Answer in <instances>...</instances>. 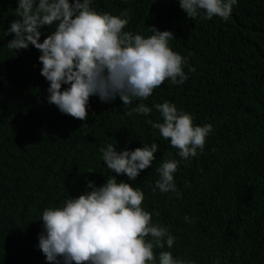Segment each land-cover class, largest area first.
Wrapping results in <instances>:
<instances>
[{"label":"trees","instance_id":"obj_1","mask_svg":"<svg viewBox=\"0 0 264 264\" xmlns=\"http://www.w3.org/2000/svg\"><path fill=\"white\" fill-rule=\"evenodd\" d=\"M107 1L93 0V7L106 6ZM149 2V8H141V14H131L135 24L126 30L146 37L150 35L147 27L171 31L175 39L169 46L187 56L184 71L189 78L183 85L166 81L144 103L153 107L168 101L191 114L194 124H212L213 132L194 162L209 165L218 160L221 171L227 175L215 180L212 173H204L192 164L186 180L182 175L186 166L179 167L174 175L177 182H184L180 189L182 198L166 193L151 204L154 196H150L145 205L156 222H169L177 234L183 233L181 245H188L200 263L264 264V0H238L227 21L219 17L191 20L178 0ZM10 5L11 0H0V49L2 41L13 38L8 30H3ZM49 31L45 29L42 38ZM32 51L40 57L41 52L30 46L29 52ZM26 55L29 53L16 60L19 67L8 66L9 75L1 73L5 66L0 60V102L5 95L13 94L16 99L5 116L0 114V160H7L0 167V195L9 206L35 213L81 195L83 190L90 191L89 181L97 187L103 185L112 174L101 163L98 149L90 153V148L79 147L81 154L78 147H69L75 145L77 136L89 132V128H82L89 124L87 121L68 122V147L64 145L61 129L55 123L58 120L38 103L42 93L49 95L50 87L41 75L42 64L37 78L30 67L22 66ZM189 67H194L195 72L189 73ZM128 110L127 106L111 105L112 116L104 118L102 126V114L106 112L93 110L89 116L105 133L119 127L115 145L120 150L132 151L157 142L152 166L134 182L138 186L144 182L149 185L158 176L156 169L168 153L172 152L171 157L179 156L170 141L146 122L160 120L154 107L148 117L127 116ZM37 166L47 168L55 178L39 179ZM89 169L93 174H87ZM116 178L118 182H131L126 175ZM161 207L163 213L156 216ZM186 216L193 222L186 223ZM36 227L42 229V221L36 224L32 218L19 220L14 213L8 220L1 218L0 251H4V240L11 234L21 254L29 256V264H43L31 251V236Z\"/></svg>","mask_w":264,"mask_h":264},{"label":"clouds","instance_id":"obj_2","mask_svg":"<svg viewBox=\"0 0 264 264\" xmlns=\"http://www.w3.org/2000/svg\"><path fill=\"white\" fill-rule=\"evenodd\" d=\"M178 2L191 20L219 17L227 21L238 0ZM149 4V0L145 3L108 0L106 6L93 7V0H11L3 30H8L13 38L1 42L0 60L5 66L1 73L9 75L8 66H18L16 60L29 53L22 58V66L30 67L39 78L41 63V75L50 87L49 95L42 93V101L37 102L58 120L55 123L61 129L64 145L68 147V122L72 119L81 123L87 121L89 124L82 128H89V132L80 138L77 136L75 145L69 144V147H87L90 153L98 149L101 163L106 164L112 174L103 185L97 187L95 182L89 181L90 191L83 190L81 195L35 213L9 206L0 195V219L8 220L14 213L19 220L32 218L36 224L42 221V229L36 227L31 236V251L43 264H203L188 245H181L179 239L183 238V233L177 234L169 222H156L145 202L147 197L154 196L152 204L157 196L166 193L182 198L180 189L184 182H177L174 175L182 166H186L182 173L186 180L192 164L204 173H212L215 180L227 175L226 171H221L218 160L209 165L194 162V157L204 151L213 125L194 124L193 116L179 110L174 103L154 104L160 120L146 122L157 129L164 140L170 141L179 158L168 153L156 169L158 177H153L149 185L144 182L138 186L134 182L156 159L157 142L143 144L142 148L132 151L120 150L115 145L119 127L105 133L89 116L93 110L106 112L102 114V126L103 119L112 116L110 106L118 105L129 108L127 116L148 117L153 107L144 101L157 88L166 81L183 85L188 80L184 71L187 56L169 46L175 39L171 31L147 27L150 35L146 37L126 30L130 24H135L131 14H141V8L148 9ZM45 29L51 31L42 38ZM30 46L41 52L40 57L38 52H29ZM195 70L188 68L189 73ZM4 97L0 102L2 116L16 100L13 94ZM79 152L83 154L80 149ZM5 161L0 160V167ZM87 174H93L92 170ZM120 175H126L131 182H118L116 177ZM37 177L55 178L42 166H37ZM57 187L62 189L60 184ZM177 207L171 206L172 209ZM157 211L155 215L159 216L163 207ZM184 219L186 223L193 222L190 217ZM4 248L0 251V264H29V256L25 258L21 254L11 234L4 240Z\"/></svg>","mask_w":264,"mask_h":264},{"label":"rangeland","instance_id":"obj_3","mask_svg":"<svg viewBox=\"0 0 264 264\" xmlns=\"http://www.w3.org/2000/svg\"><path fill=\"white\" fill-rule=\"evenodd\" d=\"M158 177V176H157Z\"/></svg>","mask_w":264,"mask_h":264}]
</instances>
